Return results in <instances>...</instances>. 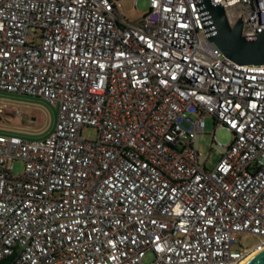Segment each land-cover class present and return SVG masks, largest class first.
<instances>
[{"label":"built area","instance_id":"1","mask_svg":"<svg viewBox=\"0 0 264 264\" xmlns=\"http://www.w3.org/2000/svg\"><path fill=\"white\" fill-rule=\"evenodd\" d=\"M148 1L134 22L120 0H0V91L58 107L40 138L0 126V264H240L264 250V64L209 40L201 0ZM211 1L247 38L264 30V0ZM208 115L234 136L213 134L212 169Z\"/></svg>","mask_w":264,"mask_h":264},{"label":"rangeland","instance_id":"2","mask_svg":"<svg viewBox=\"0 0 264 264\" xmlns=\"http://www.w3.org/2000/svg\"><path fill=\"white\" fill-rule=\"evenodd\" d=\"M122 13L131 21L139 22L144 18L145 13L149 10L148 0H139L135 5L134 0H120ZM2 99L5 101H12L14 105L10 111L13 113V109H19L20 115L9 116L0 113V126L3 128L1 131H16L25 137L40 138L52 131L55 127L58 107L50 105L41 98L31 97L26 95H19L15 93H9L0 91V102ZM204 133L199 137V151L202 156L211 155L207 160V167L209 169L214 168L217 161L220 158V153L217 148L212 146L213 134L215 133L219 142L227 145L233 141L232 132L223 126L215 127V120L211 115H208L205 119ZM84 135L88 139L96 138V130L94 127H85ZM24 170V162L16 160L14 163V172L21 174ZM262 239L259 235L250 233H241L240 241L243 245L253 247Z\"/></svg>","mask_w":264,"mask_h":264},{"label":"water","instance_id":"3","mask_svg":"<svg viewBox=\"0 0 264 264\" xmlns=\"http://www.w3.org/2000/svg\"><path fill=\"white\" fill-rule=\"evenodd\" d=\"M202 11L206 12L207 27H214L215 33L209 36L217 47L230 59L239 64H264V30L254 39L243 35V22L232 26L221 4L211 0H201ZM9 116L14 114L7 113ZM247 264H264V250L255 254Z\"/></svg>","mask_w":264,"mask_h":264},{"label":"bare ground","instance_id":"4","mask_svg":"<svg viewBox=\"0 0 264 264\" xmlns=\"http://www.w3.org/2000/svg\"><path fill=\"white\" fill-rule=\"evenodd\" d=\"M255 254H257V252L254 253V254H252V255L249 256L248 258L244 259L240 264H247V263L252 259V257H253Z\"/></svg>","mask_w":264,"mask_h":264}]
</instances>
